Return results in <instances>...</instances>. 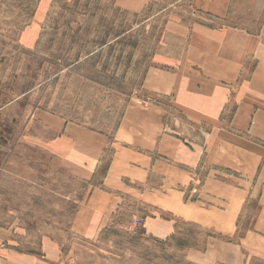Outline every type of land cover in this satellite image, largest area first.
I'll use <instances>...</instances> for the list:
<instances>
[{
  "label": "crops",
  "instance_id": "1",
  "mask_svg": "<svg viewBox=\"0 0 264 264\" xmlns=\"http://www.w3.org/2000/svg\"><path fill=\"white\" fill-rule=\"evenodd\" d=\"M259 1L113 0V5L138 14L150 3H163L149 19L184 2L216 20H242V13L233 14L234 4L247 9ZM241 26L167 23L166 32L178 35L181 47L153 57L142 83L150 102L131 98L112 136L68 123L39 146L85 179L99 165L102 169L100 185L90 187L72 217L74 235L98 239L130 198L147 208L139 220L153 240H169L181 223L215 236L200 264H210V257L212 264H244L243 254L264 256V30ZM34 28L23 37L27 47L37 43ZM169 108L197 127L185 130L169 122ZM37 251L1 250L0 264H74L58 238L45 236Z\"/></svg>",
  "mask_w": 264,
  "mask_h": 264
},
{
  "label": "rangeland",
  "instance_id": "2",
  "mask_svg": "<svg viewBox=\"0 0 264 264\" xmlns=\"http://www.w3.org/2000/svg\"><path fill=\"white\" fill-rule=\"evenodd\" d=\"M163 6L130 14L113 0H0V251L38 252L40 240L51 236L74 264H200L215 236L181 223L169 240H153L143 224L134 225L147 208L130 198L98 239L78 238L72 217L90 187L100 185L102 169L85 179L39 148L68 123L112 136L131 98L150 102L142 83L153 57L181 47L167 23L264 30L262 0L247 9L236 2L233 14L242 20H216L184 2L145 18ZM32 25L38 39L27 47L23 37ZM167 118L185 130L197 127L174 108ZM109 157L110 151L102 168ZM243 256L244 264H264V256Z\"/></svg>",
  "mask_w": 264,
  "mask_h": 264
},
{
  "label": "built area",
  "instance_id": "3",
  "mask_svg": "<svg viewBox=\"0 0 264 264\" xmlns=\"http://www.w3.org/2000/svg\"><path fill=\"white\" fill-rule=\"evenodd\" d=\"M134 225H135V227H140V226H142V222L140 220H138L135 222Z\"/></svg>",
  "mask_w": 264,
  "mask_h": 264
}]
</instances>
